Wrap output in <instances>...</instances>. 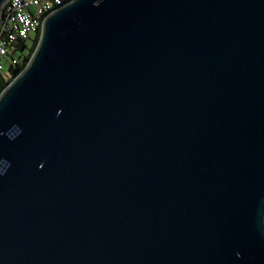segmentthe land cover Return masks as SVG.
Returning <instances> with one entry per match:
<instances>
[{"label": "water", "instance_id": "95a60500", "mask_svg": "<svg viewBox=\"0 0 264 264\" xmlns=\"http://www.w3.org/2000/svg\"><path fill=\"white\" fill-rule=\"evenodd\" d=\"M0 264H264V0L49 14L0 94Z\"/></svg>", "mask_w": 264, "mask_h": 264}, {"label": "built area", "instance_id": "2783aa9c", "mask_svg": "<svg viewBox=\"0 0 264 264\" xmlns=\"http://www.w3.org/2000/svg\"><path fill=\"white\" fill-rule=\"evenodd\" d=\"M69 0H9L0 15V75L5 71V62L15 65L14 58L19 46L28 44L44 19Z\"/></svg>", "mask_w": 264, "mask_h": 264}, {"label": "trees", "instance_id": "16d2710c", "mask_svg": "<svg viewBox=\"0 0 264 264\" xmlns=\"http://www.w3.org/2000/svg\"><path fill=\"white\" fill-rule=\"evenodd\" d=\"M40 37H41V30H38L32 39V44L28 49V51L20 56L21 59L18 60L15 65H10L8 73L4 72L3 74L0 75V94L26 68L34 51L38 46ZM25 47H27V45L22 43L19 46V49L21 50Z\"/></svg>", "mask_w": 264, "mask_h": 264}, {"label": "rangeland", "instance_id": "374dc122", "mask_svg": "<svg viewBox=\"0 0 264 264\" xmlns=\"http://www.w3.org/2000/svg\"><path fill=\"white\" fill-rule=\"evenodd\" d=\"M31 44H32V41H29L28 44H27V47H25V48H23L21 50L20 49L17 50L16 54L14 55V58L18 59L19 56L25 54L28 51V49L30 48ZM9 68H10V62L6 61L5 62V71L4 72L8 73Z\"/></svg>", "mask_w": 264, "mask_h": 264}]
</instances>
